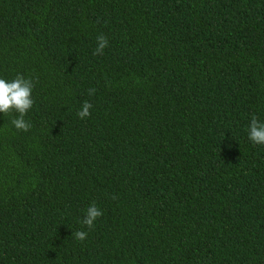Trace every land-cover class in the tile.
<instances>
[{
	"label": "trees",
	"instance_id": "1",
	"mask_svg": "<svg viewBox=\"0 0 264 264\" xmlns=\"http://www.w3.org/2000/svg\"><path fill=\"white\" fill-rule=\"evenodd\" d=\"M17 75L34 104L28 131L0 113V264H264V0H0Z\"/></svg>",
	"mask_w": 264,
	"mask_h": 264
},
{
	"label": "clouds",
	"instance_id": "2",
	"mask_svg": "<svg viewBox=\"0 0 264 264\" xmlns=\"http://www.w3.org/2000/svg\"><path fill=\"white\" fill-rule=\"evenodd\" d=\"M97 47L94 55H103L104 49L108 46V39L104 35L97 37ZM34 83L32 79H26L17 75L11 81L0 78V113H18L19 115L12 120L16 129L28 131L31 128L30 122L24 119L25 115L32 108L34 100L32 97ZM95 89H89V95H93ZM93 105L85 101L82 110L77 113L78 117L84 119L90 116V109ZM248 137L251 142L257 145H264V122L258 120L254 115L249 125ZM103 215L102 211L95 205H91L83 220V224L89 229L94 228V222ZM77 240L83 241L87 237V232L77 231L73 233Z\"/></svg>",
	"mask_w": 264,
	"mask_h": 264
}]
</instances>
